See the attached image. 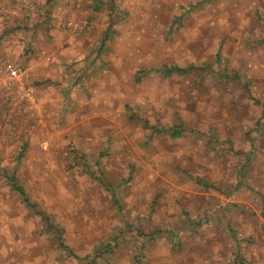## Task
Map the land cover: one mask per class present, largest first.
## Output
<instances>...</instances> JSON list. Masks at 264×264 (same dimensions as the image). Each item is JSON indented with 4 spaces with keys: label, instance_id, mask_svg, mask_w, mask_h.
Segmentation results:
<instances>
[{
    "label": "rangeland",
    "instance_id": "obj_1",
    "mask_svg": "<svg viewBox=\"0 0 264 264\" xmlns=\"http://www.w3.org/2000/svg\"><path fill=\"white\" fill-rule=\"evenodd\" d=\"M0 2L43 95L0 94V264H264V0Z\"/></svg>",
    "mask_w": 264,
    "mask_h": 264
},
{
    "label": "built area",
    "instance_id": "obj_2",
    "mask_svg": "<svg viewBox=\"0 0 264 264\" xmlns=\"http://www.w3.org/2000/svg\"><path fill=\"white\" fill-rule=\"evenodd\" d=\"M67 27L81 32L91 30L89 22L83 24L68 22ZM33 69L36 67H19L9 58L0 60V94L17 101L23 107L19 112L26 111L35 115L39 113V103L35 89L28 83L29 73Z\"/></svg>",
    "mask_w": 264,
    "mask_h": 264
},
{
    "label": "crops",
    "instance_id": "obj_3",
    "mask_svg": "<svg viewBox=\"0 0 264 264\" xmlns=\"http://www.w3.org/2000/svg\"><path fill=\"white\" fill-rule=\"evenodd\" d=\"M74 1L79 2V5L76 8H79L82 5L80 3H83V7L86 8V6H84V4L90 3L92 5V2L96 1V0H85L86 3L84 2V0H55L53 5H51V6L49 5L48 10L52 11V16L56 18V20L54 22L56 24V26H57V24L60 25V22L63 21L67 17V14H69V12L72 9H74V4H73ZM90 4H86V5L89 6ZM2 6H3V4L0 2V8H2ZM21 7L22 6L20 4H17V5L11 4V5L7 6V8L5 10L6 15H9V17L5 18L4 21H6V22L0 23V56H3L7 53H12L14 50L16 51V50H18L17 48L20 47L17 43L18 37L16 35H12V32L8 33V32L4 31L7 27L8 28L12 27V25H14L15 21L18 23H22V24L25 23L26 27L32 26L33 22H30V21L21 22V20L20 21L17 20L18 15L20 16ZM24 7L27 8V10H29V11H32V9H34V8L31 9V6L29 5L28 2L25 3ZM89 9H90V7H89ZM90 13H92V12L90 11ZM6 19H8V20H6ZM34 51H35L34 56L39 57L40 55L37 53V49H34ZM43 53H45V52H42V54H41V55H43V58H41L42 63L40 64L38 71H36L33 74L34 79H38L36 81H39V80L44 81L45 76L42 74V68L46 67L47 66L46 64H49L48 54H46L44 56ZM42 64H44V65H42ZM36 93H37L38 99L41 100L43 98L41 91L36 90ZM44 103H45V101H44Z\"/></svg>",
    "mask_w": 264,
    "mask_h": 264
},
{
    "label": "trees",
    "instance_id": "obj_4",
    "mask_svg": "<svg viewBox=\"0 0 264 264\" xmlns=\"http://www.w3.org/2000/svg\"><path fill=\"white\" fill-rule=\"evenodd\" d=\"M189 70H190V69H179V68H173V69H168V70L163 71V74H164L165 76H170V75H172V74H174V73H175V74H186ZM180 135H181V131H175V132L172 134V137H180ZM7 179H8V181L11 183L13 190H14L15 192H17V193L21 196V198L23 199V201L25 202V204H26L29 208L33 209L34 206L28 201V199H27V197H26V195H25L23 189H22L20 186L17 185L16 180L14 179V176H13V175L7 176ZM38 215H39V217H40L43 221H45L46 223H48V226H47V227L52 228L51 223L49 222L48 218H47L45 215L40 214V213H39ZM58 243H59V246H60L61 248H63V250H65V251H69V250H67V248L63 245V243H62V239H61V238H59ZM69 254L71 255V253H69Z\"/></svg>",
    "mask_w": 264,
    "mask_h": 264
}]
</instances>
